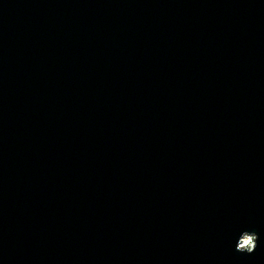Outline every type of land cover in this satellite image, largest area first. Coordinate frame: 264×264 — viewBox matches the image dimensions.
Instances as JSON below:
<instances>
[{
  "label": "water",
  "instance_id": "95a60500",
  "mask_svg": "<svg viewBox=\"0 0 264 264\" xmlns=\"http://www.w3.org/2000/svg\"><path fill=\"white\" fill-rule=\"evenodd\" d=\"M0 264H264V0H0Z\"/></svg>",
  "mask_w": 264,
  "mask_h": 264
},
{
  "label": "clouds",
  "instance_id": "9594fccd",
  "mask_svg": "<svg viewBox=\"0 0 264 264\" xmlns=\"http://www.w3.org/2000/svg\"><path fill=\"white\" fill-rule=\"evenodd\" d=\"M252 233L251 236H248L243 243L239 245V248L237 247L236 244V250L240 252H246V253H253V251L257 248V244L254 242L256 239V231H247ZM259 234V233H258Z\"/></svg>",
  "mask_w": 264,
  "mask_h": 264
},
{
  "label": "built area",
  "instance_id": "2783aa9c",
  "mask_svg": "<svg viewBox=\"0 0 264 264\" xmlns=\"http://www.w3.org/2000/svg\"><path fill=\"white\" fill-rule=\"evenodd\" d=\"M246 238H247V237H246ZM246 238H245V239H246ZM245 239H243V241H244Z\"/></svg>",
  "mask_w": 264,
  "mask_h": 264
}]
</instances>
